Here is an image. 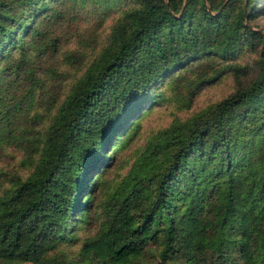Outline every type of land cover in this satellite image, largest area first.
Listing matches in <instances>:
<instances>
[{"label":"trees","instance_id":"obj_1","mask_svg":"<svg viewBox=\"0 0 264 264\" xmlns=\"http://www.w3.org/2000/svg\"><path fill=\"white\" fill-rule=\"evenodd\" d=\"M86 11L113 13L106 36L39 121L43 63ZM262 15L264 0H0V153L30 167L0 168V264H264ZM226 74L230 91L103 188L153 105Z\"/></svg>","mask_w":264,"mask_h":264},{"label":"rangeland","instance_id":"obj_2","mask_svg":"<svg viewBox=\"0 0 264 264\" xmlns=\"http://www.w3.org/2000/svg\"><path fill=\"white\" fill-rule=\"evenodd\" d=\"M95 16L88 11L86 13L82 12V16L77 21L63 27L64 34L59 50L50 54L44 61L40 72L44 84L36 89L35 107L30 110V113L40 112L43 115L39 121L45 122L47 113L51 112L52 108L49 109L50 107H48L47 109V106L50 105L48 100L59 99L62 96L89 58L98 50L104 36H106L113 13L106 16L101 22H98ZM252 23L264 28V15L257 17ZM254 56V53L246 52L242 60L251 62ZM183 84L176 86L168 100L153 105L150 111L144 115L130 143L117 152L113 164L105 174L108 181L103 184V188L125 172L148 135L167 125L173 118L184 117L207 103L220 98L232 89L233 79L226 74L201 87L191 97L188 96L186 87ZM42 122H38L37 127H40L43 124ZM23 156L24 153L19 147L12 144L5 146L0 153V168L4 171L26 174L30 167L24 166L21 162ZM2 186L0 181V189ZM96 223V218H92L86 225L78 229L79 235L93 232ZM151 259L153 262L156 261V259ZM23 264L33 263L24 262Z\"/></svg>","mask_w":264,"mask_h":264}]
</instances>
